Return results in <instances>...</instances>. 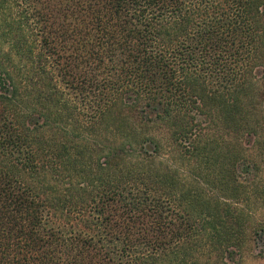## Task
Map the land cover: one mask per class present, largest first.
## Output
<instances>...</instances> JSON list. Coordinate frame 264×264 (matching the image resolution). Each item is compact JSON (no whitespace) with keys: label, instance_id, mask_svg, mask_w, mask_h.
<instances>
[{"label":"trees","instance_id":"obj_1","mask_svg":"<svg viewBox=\"0 0 264 264\" xmlns=\"http://www.w3.org/2000/svg\"><path fill=\"white\" fill-rule=\"evenodd\" d=\"M263 77L264 0H0V264H246Z\"/></svg>","mask_w":264,"mask_h":264},{"label":"rangeland","instance_id":"obj_2","mask_svg":"<svg viewBox=\"0 0 264 264\" xmlns=\"http://www.w3.org/2000/svg\"><path fill=\"white\" fill-rule=\"evenodd\" d=\"M261 84L259 85L261 89L260 91L264 92V77L261 79ZM264 101V96L261 98ZM260 161L261 170L260 173L264 176V150L262 153ZM258 214H257V221L264 222V202L259 204L258 206ZM264 244V243H263ZM261 243L251 244L246 251L244 252V261L246 264H264V246Z\"/></svg>","mask_w":264,"mask_h":264}]
</instances>
